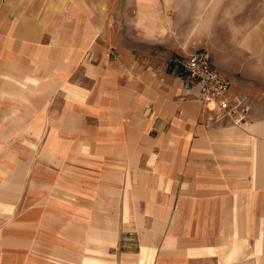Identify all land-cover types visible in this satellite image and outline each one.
<instances>
[{
    "label": "crops",
    "instance_id": "obj_1",
    "mask_svg": "<svg viewBox=\"0 0 264 264\" xmlns=\"http://www.w3.org/2000/svg\"><path fill=\"white\" fill-rule=\"evenodd\" d=\"M216 1L0 0V264H23V227L64 264H264V114L217 119L177 63L207 51L257 99Z\"/></svg>",
    "mask_w": 264,
    "mask_h": 264
},
{
    "label": "rangeland",
    "instance_id": "obj_2",
    "mask_svg": "<svg viewBox=\"0 0 264 264\" xmlns=\"http://www.w3.org/2000/svg\"><path fill=\"white\" fill-rule=\"evenodd\" d=\"M214 7L215 17L222 22L221 24L223 26L222 31L224 35L222 38V47L224 49L226 47H229L228 50H230L229 53H225V55L222 56L223 61L228 64L229 70H231L232 72H236V75L243 76L249 81L250 84H254L250 89L251 92L255 93V97L257 99L254 102L250 96H237L246 98V101L250 107V114L252 107L253 110L255 109L258 114H264V0H217ZM235 43H238V47H235ZM239 44H242L244 52L239 48ZM220 72L225 77H227L225 73H223L222 71ZM174 74L177 75V77H181L178 70H175ZM137 177L138 173L134 172L135 183L138 182ZM93 199L95 200V198ZM95 201L97 202L96 205H99V201ZM135 201H138V199H135ZM30 202L31 199L29 198V196L25 195L22 197L21 204L23 216L25 215L26 205H29ZM37 203L40 205L41 200ZM135 204L137 205L138 203L135 202ZM103 220L106 219L103 218ZM37 222L39 221L37 220ZM24 224L25 223H23L22 226H24ZM107 229L108 227H104L103 223V227L101 228H86L82 231H85V234L89 236L93 233L105 234V230ZM58 231L60 233V230ZM75 231L76 230H70V237L74 240H76L78 237V234ZM119 231L120 230H118V237L120 238L121 233L119 235ZM49 232L50 230L47 231V229L41 227H38L36 229H30L26 227L22 228V250L24 251L22 254L23 264H27V260L35 262V264H64L49 259V256H47L45 252L44 242L46 241L45 239ZM31 237L33 241L37 239L38 246L42 247V250L38 249V251H35V249L32 248V251H34L35 253L37 252V254L34 253L33 255H30L33 258L32 260L28 258V249L30 245L29 239H31ZM131 237L137 238L134 236ZM112 246L115 245H103L87 241L85 247L89 248L92 251H102L104 253L100 255L101 259L105 260L106 258H113L114 262L117 263V258L115 257V255L110 254L112 253L110 252ZM25 251H28V254ZM85 252L86 256L95 255V253L91 251ZM123 262L124 260H120V264H123Z\"/></svg>",
    "mask_w": 264,
    "mask_h": 264
},
{
    "label": "built area",
    "instance_id": "obj_3",
    "mask_svg": "<svg viewBox=\"0 0 264 264\" xmlns=\"http://www.w3.org/2000/svg\"><path fill=\"white\" fill-rule=\"evenodd\" d=\"M177 63L198 89L199 102L216 112L217 119H227L235 125L249 120L250 107L246 98L232 94L231 81L215 68L208 52L197 51Z\"/></svg>",
    "mask_w": 264,
    "mask_h": 264
}]
</instances>
